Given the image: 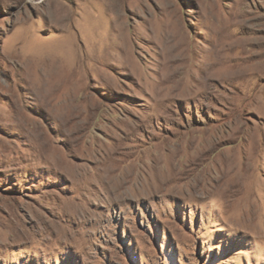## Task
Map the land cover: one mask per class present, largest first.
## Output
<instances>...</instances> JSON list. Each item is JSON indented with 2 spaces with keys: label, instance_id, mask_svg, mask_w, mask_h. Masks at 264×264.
Instances as JSON below:
<instances>
[{
  "label": "rangeland",
  "instance_id": "obj_1",
  "mask_svg": "<svg viewBox=\"0 0 264 264\" xmlns=\"http://www.w3.org/2000/svg\"><path fill=\"white\" fill-rule=\"evenodd\" d=\"M0 264H264V0H0Z\"/></svg>",
  "mask_w": 264,
  "mask_h": 264
},
{
  "label": "bare ground",
  "instance_id": "obj_2",
  "mask_svg": "<svg viewBox=\"0 0 264 264\" xmlns=\"http://www.w3.org/2000/svg\"><path fill=\"white\" fill-rule=\"evenodd\" d=\"M81 166L83 167L84 165L81 164V165H78L77 167L80 168ZM231 169H232V168H231ZM231 171H232V170H230V174H231ZM110 172H111L110 170H109V171H106V175H108V174L110 175ZM232 172H233V171H232ZM106 175H105V176H106ZM124 175H125V174L122 173L120 176L125 177ZM230 176H231V175H230ZM117 177H118V176H117ZM234 178H235V175H234V177L232 176V177H229V178H228V181H227V184H226V185H227V191L231 190V189L234 187V183H235ZM125 179H126V178H125ZM125 179H124V181L126 182ZM123 186H124V185H123ZM224 191H226V190H224Z\"/></svg>",
  "mask_w": 264,
  "mask_h": 264
}]
</instances>
